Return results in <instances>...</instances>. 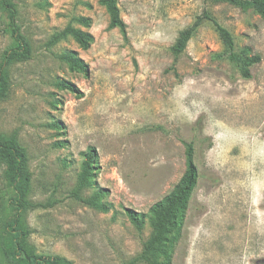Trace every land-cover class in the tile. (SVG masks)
Masks as SVG:
<instances>
[{"label":"rangeland","instance_id":"rangeland-1","mask_svg":"<svg viewBox=\"0 0 264 264\" xmlns=\"http://www.w3.org/2000/svg\"><path fill=\"white\" fill-rule=\"evenodd\" d=\"M14 1L32 55L9 67L0 134H17L31 171L29 200L42 204L23 214L35 253L73 264L137 257L153 232L149 209L182 177L185 142L193 141L199 179L172 264H263L264 19L216 0H118L123 34L109 27L100 0ZM204 9L230 29L238 48L260 55L251 78L228 60L210 23L173 53L180 31ZM80 16L90 25L73 20ZM70 22L93 34L89 48L71 36L49 44ZM15 44L0 6V57ZM65 50L76 51L88 72L70 70L58 58ZM58 80L75 90L58 87ZM90 146L98 159L83 195L106 188L107 211L72 195ZM2 171L0 217L8 221L11 192ZM128 209L145 213L141 230ZM0 264L14 263L0 257Z\"/></svg>","mask_w":264,"mask_h":264},{"label":"trees","instance_id":"trees-1","mask_svg":"<svg viewBox=\"0 0 264 264\" xmlns=\"http://www.w3.org/2000/svg\"><path fill=\"white\" fill-rule=\"evenodd\" d=\"M227 2L243 10L252 9L264 19V0H216ZM110 16L109 27L119 28L126 33V24L120 15L118 0H100ZM0 6L8 20L11 35L16 44L5 49L0 57V100L9 95L11 83L9 79V67L11 64L28 60L32 55V44L18 24V8L14 0H0ZM78 23L89 26L90 19L87 17H75ZM210 23L218 32L224 46L228 60L241 73L244 78H251V67L261 60L260 55H250L249 48H238L235 37L229 28L224 26L209 10L204 9L195 20L185 29L180 31L173 53L178 56L182 53L189 40L204 24ZM68 36L83 49L90 47L94 36L91 32L75 27L72 22L62 30L55 32L49 44ZM58 58L65 62L70 70L88 72V64L74 50H65L58 54ZM56 85L74 91L70 82L58 80ZM58 128L59 124L56 125ZM186 145V169L174 185L160 201L149 209L153 218V232L144 243L142 252L126 264H172L173 250L180 239L184 226L186 210L189 207L193 192L199 179V170L195 161V144L193 141L185 142ZM84 154L81 170L78 174L77 183L72 195L81 202L107 211L108 206L102 202L107 195V189L100 187L93 195L84 196V191L93 184L95 163L98 152L90 146ZM0 167L6 188L11 192L8 198L9 208L12 210V218L3 221L0 217V257L9 259L14 264H73L63 256H45L37 254L28 242L30 230L25 223L23 214L28 209L42 206L41 203L29 200L31 189V171L28 166V157L25 148L19 143L17 134L6 136L0 134ZM127 215L134 225L141 230L145 222V213L127 210ZM158 256L162 257L161 260ZM264 264V263H263Z\"/></svg>","mask_w":264,"mask_h":264}]
</instances>
